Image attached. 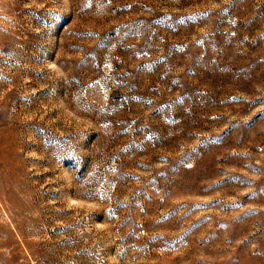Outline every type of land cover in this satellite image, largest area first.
Here are the masks:
<instances>
[{
  "label": "rangeland",
  "instance_id": "1",
  "mask_svg": "<svg viewBox=\"0 0 264 264\" xmlns=\"http://www.w3.org/2000/svg\"><path fill=\"white\" fill-rule=\"evenodd\" d=\"M0 264H264V0H0Z\"/></svg>",
  "mask_w": 264,
  "mask_h": 264
}]
</instances>
